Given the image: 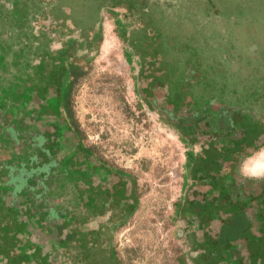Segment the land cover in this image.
Instances as JSON below:
<instances>
[{
  "label": "rangeland",
  "instance_id": "obj_1",
  "mask_svg": "<svg viewBox=\"0 0 264 264\" xmlns=\"http://www.w3.org/2000/svg\"><path fill=\"white\" fill-rule=\"evenodd\" d=\"M3 1L0 0V6ZM20 1L23 0H10V3ZM28 1L29 6L24 7L30 13L27 20L15 17L12 9L0 8L3 13L0 16V93L14 84L17 77L21 81L29 79L25 74L33 73L40 58L52 55L56 59V71H52L54 74L49 80L72 85L71 114L64 113L63 121L70 127H78L81 141L93 151L95 158L125 170L135 181L136 211L112 224L113 238L108 243V247L115 249L119 263L196 264L192 226L178 205L192 187L188 151H198L199 146L145 95L147 85L153 86L154 75L146 66L144 51L148 48L139 51L134 44L135 40L141 41L142 23L127 6L116 7L112 3L101 6L102 0ZM163 1L150 0L148 7L175 8L181 4L194 11L206 7L207 21L197 34L196 58H203L207 64L212 61L214 66L219 65L215 59L241 58L225 66L229 76L227 85L236 93L247 95L235 96L245 98V105L263 107L264 96L253 94L256 87L264 89V0H214L216 5L212 7L208 0H175L173 4ZM215 8L218 13L210 18ZM186 20L180 30L187 31L180 34L189 32ZM174 26L168 25L169 33L176 30ZM193 28L196 30V25ZM180 38L182 42L190 41ZM208 43L212 47H207ZM178 51L181 49L167 48L165 63L170 69L180 71L187 57H194L189 50ZM16 60L27 62L29 67L20 71L14 65ZM72 62L79 66L76 72L70 66ZM209 72L215 77L221 73L215 67ZM251 72H258L257 78L253 79ZM34 82L43 84L44 81L37 76ZM1 123L0 118V160H5L13 156L14 146L5 139ZM237 170L246 177H264V142L241 159ZM4 174L1 172L0 177ZM66 197L59 195L57 203L68 205ZM4 213L6 221L13 217L12 212L8 215V208ZM35 241L43 245L39 238ZM77 250V247L71 250L70 258L76 257ZM79 257L82 256L76 259Z\"/></svg>",
  "mask_w": 264,
  "mask_h": 264
},
{
  "label": "flooded vegetation",
  "instance_id": "obj_2",
  "mask_svg": "<svg viewBox=\"0 0 264 264\" xmlns=\"http://www.w3.org/2000/svg\"><path fill=\"white\" fill-rule=\"evenodd\" d=\"M149 1L102 0L100 5L112 3L116 7L127 6V10L139 20L140 24L142 23L140 25L143 30L141 41H134V39L132 41L139 51L148 48L144 51L148 62L146 66L150 68V72L154 76L151 77L153 86L147 85L149 89H146L148 92L146 91L145 95L150 103L154 106L158 105L159 110L172 117L186 136L193 138L195 143H198V151L195 149L188 151L192 152L195 157L190 165L192 187L178 205L181 214L188 218L189 224L192 226L191 237L195 241L194 259L198 264L197 259L200 257L204 259V256L209 255L211 251L221 250L222 247L229 250L232 246L236 248L244 261L249 262L251 250L255 255H264V225L262 226V223L254 217L257 210H252L253 214L248 212L253 227L260 228L259 233L252 232L253 235L255 233L258 235L252 241V249L245 240L244 234L247 232H243L241 238L234 240L226 233L229 230H224V228L228 223L230 224L232 220L230 217L234 215L235 208L243 207L247 203L239 202L238 197L243 196V192L255 196L264 192V177H246L237 170L241 159L248 156L264 142V106L261 107V104H258L257 107L256 105H254L255 107L245 105V98L241 99L235 96L246 94L236 93L227 85L226 81L229 76H227L226 70L228 69H225V66L241 58L230 61L221 58L215 59L219 63L215 66L211 64L212 61L207 64L203 58H196L197 46H199L197 34L207 21L204 18L206 7H203L202 10L197 9V11L182 7L181 4L175 8H149ZM168 1L173 4L175 0ZM199 1L201 2V0ZM208 3L211 7L216 5L214 0H208ZM217 13L218 8L211 10L210 18ZM196 16L200 18H196ZM185 18L188 21L189 32L180 34V32L187 31L180 30ZM198 21H200V26ZM171 23L176 25L174 26L176 30L169 33L168 25ZM195 25L196 30L193 28ZM180 37L189 38L190 41L182 42ZM206 46L212 47L209 43ZM169 47H172L174 51L177 48L181 49L178 51L180 53L183 49L189 50L193 53L194 58L187 57L185 66L180 71L170 69L165 63V53ZM255 48L256 46L253 51ZM47 55L48 57L40 58L37 67L32 66V74H30L31 72L25 74L29 79L21 81L16 76L18 79L14 84H9L0 93L1 125L6 132L5 139L14 146L13 156L6 158V160H14L9 161L10 163L6 165L7 172L2 177L3 180L7 179L8 186H11L15 191L21 193L26 191L27 196L32 197L31 204L35 208L45 197L49 196L52 214L53 216L56 214L50 221L54 227L58 226L60 239L66 241L60 243V240L54 236L50 240L45 237L44 233L39 232H34L33 238L35 240L39 238L43 242L41 245L43 252L51 251L56 254L54 264H113V253L116 255V251L113 247H108L109 240L113 238L114 225L112 226V224L124 220L136 211L138 195L135 181L125 170L108 166L105 161L95 158L93 151L81 141V131L78 127H70L66 121H63L64 113L71 114L70 102L65 104L67 99L65 96L70 95L71 90L69 84L61 83L59 85L56 80H49L53 77L56 59L50 54ZM152 61L154 62L151 63ZM14 65L19 67L20 71H25V68L29 67L27 62L23 63L17 60ZM214 67L221 72L216 77L209 75V70L213 71ZM36 70L37 72H35ZM251 73L250 76L253 79L257 78L258 72ZM184 74H190L189 77H186L190 83L189 88L185 89L186 91L190 90V93L184 94V102L181 105L171 103L172 99L180 97L178 96L181 91L180 87L176 88L175 86ZM37 76L42 77L43 84H35ZM219 82L223 83L218 86ZM263 91V88H256L253 96H264ZM235 98L238 100H234ZM194 107L203 108L204 113L195 114ZM222 109L226 113L228 110L245 109L255 113L256 117L250 118L252 127L249 126L247 133L234 135L232 133V139L239 140V143L242 144L241 148L239 147L235 151L231 148L225 149L222 157L227 155L229 157L223 163L216 164L206 157V151L210 148V142L218 138L216 128L210 129L211 119L215 112ZM238 114L237 118L241 120L243 116ZM189 123L192 124V127H189ZM254 127L259 131L254 132ZM213 170L217 171V177L222 178L223 181L220 179L213 184L212 179L215 177ZM24 177L32 178L30 184L24 182ZM224 189H227L228 196L222 198L219 191ZM61 194L67 196L68 205L57 203L58 196ZM10 198L8 196L5 199L8 205H12L9 201ZM20 199L24 200L25 198L20 197ZM240 199L243 201L242 198ZM231 200L232 202H230ZM16 203L26 204L20 200H17ZM229 203L232 204L229 205ZM22 247L26 248L25 243L21 247L19 246L20 250ZM74 247L78 249L76 257L71 255L70 258L71 250ZM228 253L230 254V252ZM77 256L82 257L76 259ZM236 256L230 261L231 264H235L234 262L238 260ZM36 262L34 260L30 264H36ZM257 263L264 264V261L261 263L258 259Z\"/></svg>",
  "mask_w": 264,
  "mask_h": 264
},
{
  "label": "trees",
  "instance_id": "obj_3",
  "mask_svg": "<svg viewBox=\"0 0 264 264\" xmlns=\"http://www.w3.org/2000/svg\"><path fill=\"white\" fill-rule=\"evenodd\" d=\"M28 0L20 1L19 3H10V0H4L0 6V8H8L12 9V13L15 15V17H19L22 20H27L30 16V13L28 14L26 10H24V7L27 8L30 3H28ZM2 11H0V16L2 15ZM28 14V16H27ZM27 17V18H26ZM25 33V32H23ZM71 68L76 72V69H79V66L75 63L70 64ZM190 75V74H189ZM188 74H184L183 77L181 76V79H179L177 86L180 87V97H175V100H171V103L174 104H180L184 102L183 96L184 94H189L190 90L186 91L185 89L189 88V81L186 79V77H189ZM70 77V74L68 75ZM71 82L69 84V88L71 90ZM259 88V87H256ZM179 94V93H178ZM70 95L65 96L67 97L65 104H68L70 101L69 98ZM180 98V99H179ZM67 106V105H66ZM69 106V105H68ZM70 109V107H69ZM204 109L199 107H194L195 114L201 113L203 114ZM239 113V114H238ZM237 114L243 116L242 119L237 118ZM249 117V118H248ZM256 117L255 113H252L251 111H247L245 109L240 110H228L226 111L224 109L219 110L218 112H215L214 117L211 119L210 122V129H213L214 127L217 130L218 138L212 140L210 142V148L206 151V157H208L210 160H212L216 164H221L223 161H225L229 156H223L225 152H223L227 148H231L233 151L237 150L239 147L241 148L242 144L238 141H234L232 139V136L234 134H242L247 133V129L249 126H251L250 122L251 119H254ZM250 119V120H249ZM181 122V120H180ZM184 123V122H183ZM190 124V123H189ZM253 124V123H252ZM180 125V124H179ZM255 126V125H253ZM189 127H192V124L189 125ZM252 127V126H251ZM255 129V127H254ZM258 129H255L254 132H258ZM233 133V135H232ZM2 136V133H0ZM231 135V136H230ZM235 147V148H234ZM206 149V148H205ZM189 153V165H191L192 161H194L195 157L192 152ZM216 153V154H215ZM231 157V156H230ZM14 159L10 161V159L0 160V173L1 172H7L6 165L12 162ZM10 161V162H9ZM218 166V165H216ZM214 172V178L212 179L213 184L216 181H219L220 179L223 181L222 178H218L216 175V170H213ZM4 174V175H5ZM7 179L3 180V177H0V264H30L32 261H37L36 264H54L55 260V253L49 252H43L42 246L38 245L33 238L34 232L37 233H44L45 237H48L50 240H52V236L54 238L60 240L61 242L66 241L65 239H60L59 237V229L58 226H53L52 222L50 221L52 219V205L49 201L48 197H45L44 200L41 201V203L38 205L37 208L31 202L33 201L31 196H27V192H19L15 191L11 186H8V183L6 182ZM32 178L24 177V182L26 184H30ZM236 185V184H232ZM235 187V186H233ZM33 192V191H32ZM29 193V192H28ZM219 193H221L222 198L228 196L227 189L220 190ZM242 195H240L239 202H247L245 206L235 208L234 215H232L230 218L232 219L230 224L226 225L224 230H229L226 232L228 236H231L232 239L238 240V238H241V235L243 232H247L245 235V240L247 245L252 249L253 243L252 241L256 236H258L256 233L253 235L252 232H260V228L256 229V227H253V222L251 217H248L249 214H253L252 210H257L254 217H256L257 221H260L262 226L264 225V192L261 193V195H253L247 192H243ZM10 196L9 199L10 203L12 205H8L5 202V199ZM24 197L25 199H20V197ZM242 198L243 201L240 199ZM47 199V200H46ZM20 200L22 202H26L25 205L17 204L16 201ZM232 202V200L230 201ZM244 202V203H245ZM234 204H238L237 202H233ZM232 203H229L231 205ZM241 205V204H240ZM242 206V205H241ZM8 208V215H10V212L13 213V217L9 218L8 221H6L7 216H5V211H7ZM238 210V211H237ZM56 215V214H55ZM54 215V216H55ZM53 216V217H54ZM62 232V231H61ZM58 233V234H57ZM53 238V239H54ZM222 239V238H221ZM224 240V239H222ZM28 242V244L26 243ZM25 243L26 248L22 247L21 250L19 246L21 247ZM252 244V246H251ZM250 252V260L249 262L244 261L238 254L235 247H232L229 250H225L224 247L221 248V250L215 249L209 253V255H205L204 259L200 257L197 259L198 264H231L230 261H232V258L236 256L238 260L235 261V264H258V259H260V262L262 263L264 261V255H255L254 251L251 250ZM230 252V254L228 253ZM114 263L113 264H119L118 258L113 253ZM236 259V258H235Z\"/></svg>",
  "mask_w": 264,
  "mask_h": 264
},
{
  "label": "bare ground",
  "instance_id": "obj_4",
  "mask_svg": "<svg viewBox=\"0 0 264 264\" xmlns=\"http://www.w3.org/2000/svg\"><path fill=\"white\" fill-rule=\"evenodd\" d=\"M262 164V163H261ZM260 165V164H259Z\"/></svg>",
  "mask_w": 264,
  "mask_h": 264
}]
</instances>
